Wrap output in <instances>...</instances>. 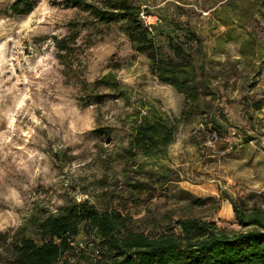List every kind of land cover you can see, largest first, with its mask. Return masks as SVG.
Returning <instances> with one entry per match:
<instances>
[{"label": "rangeland", "instance_id": "374dc122", "mask_svg": "<svg viewBox=\"0 0 264 264\" xmlns=\"http://www.w3.org/2000/svg\"><path fill=\"white\" fill-rule=\"evenodd\" d=\"M12 1L0 0V230L20 224L36 203L55 209L66 197L110 203L134 218L170 211L174 219L195 215L242 229L232 202L250 207L264 191V58L246 60L239 42L255 31L264 43V16H249L254 0H135L150 9L148 23L172 17L202 35L220 92L213 109L232 123L219 131L200 120L180 123L159 160L138 154L152 172L128 173L120 154L131 114L145 103L179 116L184 93L150 71L119 23L94 25L74 0H37L14 16ZM64 37L73 49L60 57L56 40ZM107 72L129 89V101L84 85ZM159 165L170 168L165 181ZM139 180L147 185L137 198L129 188Z\"/></svg>", "mask_w": 264, "mask_h": 264}, {"label": "trees", "instance_id": "16d2710c", "mask_svg": "<svg viewBox=\"0 0 264 264\" xmlns=\"http://www.w3.org/2000/svg\"><path fill=\"white\" fill-rule=\"evenodd\" d=\"M72 3L94 25L119 23L132 48L147 56L150 71L185 95L179 116L145 103L131 114L130 140L120 154L126 173L152 172L146 162L138 160V154L159 160L174 142L180 123L200 120L218 131L232 123L213 109L212 101L220 92L208 71L204 38L196 29L172 17L160 16V22L148 23L143 15L151 13L150 9L135 0ZM36 4L37 0H13L7 11L20 16ZM252 8L249 16H264V0H254ZM238 19L245 21L242 16ZM71 23V29L78 27ZM68 39L56 40L60 57L73 49ZM239 42L246 60L264 58V43L258 42L255 31L247 32ZM84 83L115 90L129 101V89L112 72ZM250 101L255 109L261 107L259 99ZM159 170L158 181L167 180L170 168L159 165ZM146 185L144 180L130 182L129 189L138 198ZM232 204L241 230L229 231L215 220L195 215L174 219L170 211L152 219L150 213L134 218L110 203L100 206L88 198L66 197L55 209L36 203L20 224L0 230V264H264V191L250 207ZM151 226L162 230L149 234L144 228Z\"/></svg>", "mask_w": 264, "mask_h": 264}]
</instances>
